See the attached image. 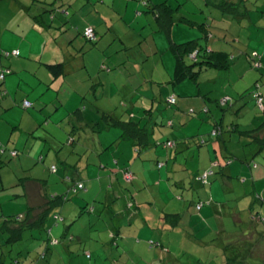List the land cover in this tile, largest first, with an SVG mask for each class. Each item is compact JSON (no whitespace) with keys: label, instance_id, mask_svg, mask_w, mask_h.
Here are the masks:
<instances>
[{"label":"rangeland","instance_id":"374dc122","mask_svg":"<svg viewBox=\"0 0 264 264\" xmlns=\"http://www.w3.org/2000/svg\"><path fill=\"white\" fill-rule=\"evenodd\" d=\"M60 1L68 7L70 14L66 17L68 21L64 24L65 27L62 28V32H60L58 36V44H62L61 46L65 49V52H68L70 54L69 56L73 58L70 60V67H75V65L77 66L85 61L89 70V72H87L88 70L86 69L83 71L84 67L81 69V78L74 83L75 89L78 91L73 94L74 96L71 98L70 105L75 102V95L80 97L77 102H80V99L87 95L83 105H85L87 109L90 108L93 110L92 114L95 118L102 121L103 126H100L101 130H117L121 132L122 130L119 127L107 126V122L103 117L104 113L112 114L116 118H121L123 115L125 116V111L122 113V109L123 106L130 104V102L127 103V101L130 99L131 95L127 92L128 90L123 87L121 88L120 84L127 83L128 75L130 76L129 78L134 77V83L141 84L143 76L141 75L138 66H141L142 69L147 71L154 70L155 77L159 80H164L166 76L170 75L169 69L171 71L174 69V53L172 52V49H170V46L165 45V41L163 42V40L160 39L161 33L159 32L162 29L160 28L159 22L154 18V14L149 11L150 8H148L147 12L142 11V9H146L143 5L144 0H92L90 3L87 2V0H78V3L80 4L79 8L83 6L82 10H73L70 8V2L74 3L76 0ZM180 1V3L183 4L180 6L181 9L174 13V18L176 22L179 18L180 22L186 24L180 25L184 32L183 38L191 36V32H195L196 34V31L201 33V37L204 38V30L201 29V26L207 24L211 31L207 42L214 44L213 46H215V49H217L216 47H219L220 50H225L230 53L231 67L229 69L223 70L212 67L205 69L204 67V70L201 72L197 81L186 79L180 84V86L183 89L185 88L184 90L189 92L190 95H194L193 97L184 99L183 103H181L183 111L182 115L184 116V120L189 123L187 131H190V129L196 130L200 124V128L198 129L200 130L199 134L207 141V143L199 146L204 149L210 146L212 147L211 151L215 153L213 145L214 143H219V139L216 136L211 135L212 122L215 121V119L218 121L224 120L226 123L236 120L237 118L241 119L243 121L237 120L240 123L239 127L241 129H253L264 119V114L256 104V99L252 92L256 89L257 83L263 85L264 91V0H245L244 3L246 4L248 11H246V14L243 17L238 18L234 17L227 9L222 10L221 7L215 6L210 0ZM212 1L218 2L220 0ZM9 2V0H2V5H8ZM33 2L35 3L33 9L36 10L41 4L36 0H32V3ZM174 4L178 3L176 2ZM44 5L46 6V4ZM9 7H11V3ZM90 9L92 10L90 11ZM185 10H191L188 16L192 18L191 20L194 23L183 21L181 17L185 15ZM2 14H7L4 8H2ZM19 15L23 16L24 14L19 11ZM251 16L253 20H251ZM20 18L21 17L17 15L16 19L20 20ZM46 18L50 20L48 16H46ZM59 18L65 20L63 17ZM88 22L98 27L100 37L96 43L87 40L79 32L88 24ZM58 23L59 22L56 21L54 25ZM187 25L188 28L186 27ZM15 27H19V25ZM193 29L194 31H191ZM188 30L191 32H188ZM139 31L143 32L141 33ZM52 33L56 34L57 31L51 29L50 32L46 31L43 35H39L40 38L45 39L44 41H41L42 44H36L30 39L23 40V36H18L20 40H23L19 42L23 53L22 56L31 55V59L28 61L30 65L29 67L32 71L36 72L37 77L41 79L50 80L51 76L44 65L38 64V56L41 54L43 61L56 62L60 61L63 51L59 45L55 46L53 43L51 37ZM155 36L158 37V41L156 42L157 45L156 43H153ZM27 42L32 45L27 44ZM57 49L59 53L57 52ZM81 50L84 52L83 60L81 58L76 59V52H80ZM252 51H258L262 55L261 59L263 65H261L260 69L252 66L251 63L244 58ZM33 56L34 59L32 58ZM170 60H172L171 64ZM103 61H106L108 64L109 68L106 70H101V63ZM133 64L135 65L136 74ZM99 73H102V78L105 84L101 83L102 78H100ZM26 77V81L29 82L28 93L32 98H35L37 94L43 90V84L36 83L38 79L32 73L30 76ZM12 80H14V78H12ZM79 82H81L80 86L83 87V89L78 85ZM113 86L121 88L118 93L114 94L115 97L111 94V88ZM66 89L67 93L71 96L73 93L72 87L67 86ZM66 89H64V91ZM104 90H106V92H102ZM200 90L202 91L203 96H198ZM227 94L233 98L234 103L232 106H228L229 104H227V106L222 109L218 104V100L222 97L225 98ZM205 106L211 108L212 112H206ZM17 107L19 109L14 108L13 110H8L10 116L20 117L23 115L22 111L24 112L25 109L20 105ZM193 108L195 113H188V111ZM164 109L167 114L168 109ZM169 114L172 119H174L173 114ZM181 119L182 118H180V121ZM247 119L248 122L244 123V120L246 121ZM182 125H184V123L179 122L177 132L182 131ZM8 131L9 130L6 126V132ZM171 131L172 128L166 127L164 130L166 135L162 134L159 139L161 140L163 137L164 139H167V135L170 134ZM80 133L81 130L79 129L76 137H78ZM86 134L84 133V137ZM224 135L229 136V133L225 132ZM236 135L239 134L232 133L231 136H235L234 138H236ZM61 137L63 143L62 146L69 148L65 146L64 139L66 138H64V136ZM229 138L227 137L226 140L227 143L231 145L235 141L231 143ZM251 147V144H247L243 148L239 146L235 149V152L238 157H242L241 155L243 153H247L251 163H258V167L253 169L259 174V177H256V174L254 173L255 180L258 181V183L254 184L252 180L242 182L241 179L237 178L236 174H234L233 181L230 179L228 180L229 183L226 182V177H216V180L212 183L213 188L211 195L212 197L214 196L213 201L210 200L211 203L207 204V206L215 204L221 215H228V219L227 221H223L222 217L216 216L215 214L213 217L209 218L212 222L221 220L222 224L214 225L215 228L210 227L211 232L213 233L210 236L205 235V239L200 238V241L204 243L202 246L204 247L203 250H198L194 243L186 241L183 236L185 235V232H188V234L192 236L191 234L194 232L190 229L198 225L195 221L196 219L192 218V216L195 215L192 208L190 210L189 208L192 201L199 198V196L203 197L206 192L210 191L208 185H206L208 187H199L198 183L194 181L193 184L189 182L188 185L184 187L180 184L177 185L175 180L170 179L171 175L167 177L164 173H161L160 175L163 176V181H168L171 186L172 193H169L167 199H165L168 200V203L171 201L169 204L163 200V195L165 197V193H167L168 190L165 184L159 185V177L157 181L156 179H153L152 184L145 185V182H143L142 186H139V183L141 182L138 181L131 186L130 184L123 185L126 188L130 187L129 189H131V192L138 196L136 202H134V207H130L127 212H138L137 206L142 202L141 205H143V212L145 213L149 210V203L147 206L144 202L149 199L154 200L156 203L151 201V208L153 214H155L157 222H159V218L162 219L163 216V220L171 225L173 233H171L170 230L169 234L173 235H169L168 241L165 239L167 242L165 241L164 243L165 245L170 246L172 255H174V258H177L179 261L174 262V264H264V152L253 156ZM253 147L257 148L256 146ZM154 148L156 150H160L157 148H166L170 151L174 150L173 147H163V145H158L157 143H155ZM47 149L48 146L46 147V150ZM57 160L58 157L53 153L51 161L57 162ZM134 161L135 160L132 158L131 166L134 165ZM234 161L240 168L245 165V162L242 164L243 160L237 159ZM114 163L119 166L116 162ZM35 171H37V169L33 172ZM61 171L63 170L61 169ZM44 177L48 178V175ZM16 187L19 186H14L11 190H14ZM49 187L50 186H48V189H50ZM240 187V191L234 190V188L237 189ZM161 190L163 195L161 194ZM49 191L53 190L50 189ZM0 192V195L4 197V199H2L3 201L13 198V196L8 195L7 191ZM14 192L15 191H13V193ZM82 192L83 190L77 195L79 198H81L80 194H83ZM112 193L114 192L112 191ZM21 197L25 198L23 195H21ZM71 200L64 211L61 209L62 215H65L66 212L75 208L73 205L76 203H73ZM202 201L207 200L202 198ZM91 202L94 203L93 200ZM172 204L174 205V209H170V205ZM80 205L81 203L76 205L77 209H75L77 214L80 210V207L78 209V206ZM192 206L194 207V204H192ZM244 208L246 211L241 212V217L243 219L242 221L239 222L238 220L237 222L238 212ZM6 211L7 210H4V207L0 208V214L6 213ZM15 213L16 212H13L12 214ZM174 213H178L180 217L173 215ZM166 214H171L169 216L173 219L172 222L168 220L169 217ZM93 215L94 213L90 214L84 212L80 217L81 221L77 222L79 224L76 223L77 225L72 228V231L78 233L75 231V227H82V224L85 225L86 222L90 223L89 217L91 216V219H93ZM138 216L139 218L136 225L141 226L145 224L144 220L141 219L142 214L139 213ZM71 217L65 218L60 225H57L52 231V236L61 235L65 226L69 224L68 222L71 220ZM94 218L97 219L96 216ZM104 220H108V217L106 216ZM156 220L153 223L158 227ZM130 224L129 219H127L126 226L129 227ZM137 227L138 226L134 225L133 229ZM85 228L86 227H83L82 232H79L80 236L91 237L88 232L89 229ZM166 229L163 230L165 231ZM196 235L201 237L203 233L199 232V234ZM27 236H31L30 233H27L26 237ZM40 236L47 238L48 234L47 232H42ZM95 237L96 236H94V238ZM96 239L99 240L98 238ZM33 240L34 239L32 238L26 240L23 239L21 241L23 242L22 244H15L14 247L31 246ZM110 244L111 242L102 245L98 251H95L92 259L88 258L84 253V250L87 248L83 245L77 246L76 243H72V245H74V250H76L75 255H69L68 252H65V250H63L64 245L55 246L54 260L52 264H95L96 260L98 261V264H167V261L164 262L160 258V249H157L162 247L150 250L149 253H140L132 250L125 251L123 249H118L113 252L112 247L109 246ZM120 245L122 246V244ZM103 249H106L107 255L108 252H110V254L113 252L115 257L112 259H105ZM8 253L7 256L9 258L15 255L14 252L10 253V255ZM36 255L37 250H34L31 256L35 257ZM227 257H231L235 261L232 262ZM169 264H173V262Z\"/></svg>","mask_w":264,"mask_h":264},{"label":"trees","instance_id":"16d2710c","mask_svg":"<svg viewBox=\"0 0 264 264\" xmlns=\"http://www.w3.org/2000/svg\"><path fill=\"white\" fill-rule=\"evenodd\" d=\"M16 1L21 4L19 11L23 12V16L19 15L18 10L15 9L14 11L12 6L9 7L11 2H9L8 5L2 6V8H4L9 15L14 14L21 17L19 24L21 25L20 28L29 30H26V34H29V39L32 40L33 32L37 34L35 31H38L39 27L45 29V33L46 31L50 32L52 29L57 31L56 34H51L53 43L55 46L59 45L58 36L60 32H62V28L65 27L64 24H66L67 21L62 19H57L54 21L55 15L53 14L55 13L54 10L52 12V9L59 10H57V15L62 13L61 15L67 17L69 14L68 7H65V9L62 10V7L59 5L60 0H36L41 5H39L38 8L34 10L33 6L35 3H32V0ZM89 1L92 2V0ZM210 1L213 2L215 6L221 7L222 10L227 9L234 17L237 18L243 17L246 14V11H248V8L244 3L245 0H220L218 2H214L212 0ZM44 4H46V6ZM143 5L146 9L150 8L149 10L154 14L155 19L159 22L160 28L167 35L170 49H172L175 57L174 69L171 72L169 71L170 75L166 76L164 80H159L155 77L154 70L147 71L142 69L141 66H138L140 73L143 76L141 84L134 83V77L129 78V75L127 76V83L120 84L121 88L123 87L124 89L128 90L127 92L130 93L131 99H133L135 102H139L141 105L136 108L137 112L132 106L127 104L122 109V113L125 111V116L123 115L121 118H116L112 114L105 113L103 116L104 119L108 121V124L119 127L122 130L121 139L130 141L138 153H140L146 147H153L155 143H157L158 145H163V147H173L175 150L174 152L176 153L175 158H177L178 154L181 153V146H185L190 143H196L198 145L207 143V141L200 134L186 135V133L182 131L177 132V129L179 128V122L184 123V125H182V130H184L183 128L187 122L185 120L180 121V119L179 122L174 121L176 114H182L183 112L181 108V102L186 98L194 96L187 94L188 92L184 90L185 88L183 89L180 84L186 79L197 81L201 75V72L204 70V67L205 69H208L209 67L223 70L229 69L231 67L229 56L230 53L225 50L209 48L207 39L209 38V33L211 31L209 30L207 24H205V26L204 24L201 26V29L204 30V32H202L205 35V39L203 37H198L181 43L173 41L170 33L172 25L174 24L173 15L179 10V5L174 7L168 1L150 5L148 0H144ZM49 10H51L50 13L47 12ZM0 11L2 12V9H0ZM46 16H48L50 20H48ZM184 18L185 17L182 19L185 20ZM188 20L189 19H186L185 21L189 23L193 22L192 20ZM56 21L59 23L54 25ZM88 28L93 29V37L86 35L85 32ZM5 30H7L6 26L0 22V35ZM79 32L87 40L93 43H96L100 37L98 27L92 24H87ZM26 34L24 36H26ZM27 44L30 43L27 42ZM61 45L59 46L63 49V51L60 61H43L41 54L37 60L38 64L44 65L48 71L49 75L51 76L50 80L41 79L37 77L36 72H32L29 70V68H26V63L29 64L28 61L31 59V56H22L21 49L19 50L18 48H15L12 50H6L0 48V105L2 102L6 101L8 96H10V93H8L10 91L7 88V81L8 76L14 75V79H16V86L13 87V90L19 95V101L16 104L22 106L25 109L24 112L22 111L23 115L19 117L18 121V118H15L16 120H14L12 117L8 116L7 109H9L10 105H5V108H0V121L6 123L7 129L10 132V135L7 136L5 141L0 138V191H7V193L12 192V187L19 186L14 190L18 189L20 192H15L14 196L24 195L26 194V190L30 188L37 189L35 190L36 193L40 194L39 204H28L27 208L23 212L19 214L11 213L8 215L4 213L0 214V218L2 219H0V264H52L54 260L55 246L64 245L63 250H65V252H68L69 255L76 254V250H74V245H72V243H76L77 246H85L87 249L84 250V253L88 258L92 259L95 253V251H92V248L98 246L97 243L106 241L107 243L111 242V244L114 246L117 245V239L120 237L114 230H112V222H115L113 218L109 216L108 220H104L105 216L103 217L101 213L104 211L106 206L111 210L113 217L119 216V213L114 211L112 207L111 199H113L112 197L114 194L112 192L110 193L109 191V193L102 194L104 195L102 198H98L95 194L90 196L88 195V198L82 199L81 205L78 206V209L80 207V210L77 214L76 205H79V203H76L73 201V199L78 197L77 195L81 190H83V192L86 190L85 181L75 178L71 171L75 170L77 163L70 162L68 158L65 157L50 165H46L44 162V156L40 155V152L36 148L39 147V145L45 146V144L48 147L50 146L51 148H55V145L58 144V142L63 144L62 141L57 137H54L55 140L53 141L52 137H43L37 135L38 132L36 131L35 127L32 130H29L22 125V120L27 117L29 112L32 110L41 112L43 110V107L38 104L40 97H37L34 101L29 98V82L24 79L25 76H30L32 73L37 77L38 80L36 83L43 84L44 87L42 95L49 91H53L55 92L54 94L58 96L59 92L62 91L61 88H54V84L58 80H60L59 83L63 85L62 88L66 89L67 86L72 87L73 93L71 96L69 95L70 98H68L70 101L73 94L78 91L75 89L74 83L80 80V71H82L81 69L84 67V71L85 69H88V67L86 66L85 61H83L82 64H78L77 66L75 65V67H70V60L73 58L69 56L70 54L68 52H65V49ZM15 51H18V53L15 54ZM83 53V50L76 52V59L81 58L83 60ZM261 56V53L258 51H252L248 53L246 57L252 66L260 69L261 65H263ZM32 58L34 59V56ZM14 59H16L18 62H21V64L22 61H25V65L22 70L15 69L13 66ZM8 61L9 63H7ZM108 68L107 62L103 61L101 63V70H106ZM133 68L136 74L134 64ZM99 74L101 77L102 73ZM252 92L256 99V104L264 114L263 85L261 83H257L256 89ZM66 94L68 93L66 92ZM198 96L203 95L199 93ZM259 99H261V101H259ZM25 101H29L30 105L25 106ZM80 102H82L81 99ZM233 103V98L228 94L225 98L222 97L220 100H218V104L222 107V109L223 107L227 106V104H229L228 106H232ZM48 104H51V102H48ZM82 107H79V109H77L75 112L74 110H68V115L66 118H64L66 119V122L61 125L63 129L65 127L69 128L65 144L70 146L69 148L71 150H74L76 144L80 143L78 142L79 135L76 137L80 128L76 121V112L82 110ZM164 108L168 109L167 114L165 113ZM205 110L208 113L212 112L211 108L206 106ZM132 112L134 113V116ZM170 112L173 114L174 119H172L170 116ZM188 113H195L194 108L190 109ZM237 120L238 118L226 123L224 120L218 121L215 119V121L212 122L211 135L216 136L219 139V143H214L218 145L215 146V153L213 152L212 156L214 159L211 160L208 167L202 169L195 176H193L195 182L200 185L199 187L210 185V179L216 174L221 175L220 173H222L223 176H227V179H230L231 181H233L234 174H236L237 178L241 179L242 182L252 180L254 184L258 183V181L255 180V174L256 177H259V174L253 170L254 168L256 169L258 167V163H251L247 153H243L241 155L242 157H238V155H236L235 149L239 146L243 148L247 144H251V152L253 156L255 154L257 155L258 153L264 152V119L253 129H241L239 127L240 123ZM56 123V125H60L59 122ZM94 124L96 126L98 123ZM166 127L172 128L171 133H174L171 135L172 139L168 137L167 139L160 140L159 138L162 134L166 135L164 133ZM225 132L229 133V136H225ZM232 133H237L239 135H236V138H234L235 136H231ZM23 137L26 139L25 142ZM227 137H230L229 139L231 143L234 141L235 142L231 145L228 144L226 140ZM16 141L17 143L19 141L20 145L17 144ZM55 141L56 143L54 144ZM253 146H256L257 148ZM237 159L243 160L242 164L245 162V165L240 168L234 161ZM169 161H171V158L163 161L158 160V168L167 165ZM68 167H70V169ZM35 169H37V171L33 172ZM61 169L63 171H61ZM121 169V171H123V182L125 184H130L131 186L136 178L135 171L130 166H125ZM128 173H131L130 178H128ZM46 175H48V178L44 177ZM48 186H50L49 188L53 191H49L50 189H48ZM40 187L43 189L42 192L41 190L39 192ZM109 190L111 189L109 188ZM129 191L131 192L130 189ZM201 197L202 196H199V198L195 199L197 201L196 207L198 210L206 204L211 203L210 200L202 201ZM70 200L73 201V203H76L73 205L76 209H71L66 212L65 215H62L61 209L64 211ZM92 200L94 203L91 202ZM126 201L127 208H133L135 205L134 202H136V195L131 192L129 199ZM84 212H88L90 214L94 213L98 220L94 218V215L93 219H91L90 216V223L86 222L85 225L82 224V227L76 226L75 231L78 233H74L72 228L79 224L77 222L81 221L80 217ZM166 215L169 217L168 220L172 222L173 219L169 216L171 214ZM173 215L180 217L179 214ZM69 217H71V220L68 222L69 224L65 226V229L61 235L52 236L53 229H55L57 225H60V223L65 220V218ZM83 227H86L85 229H89L88 232L92 238L89 236H80L79 232H82ZM106 231L108 232V235H102ZM42 232H47V238L40 236ZM27 233H30L31 236L26 237ZM193 234V237L196 240H200V238H202L196 235V232ZM94 236L96 237L94 238ZM30 238L34 239L31 246H18L17 248L14 247L15 244H22L23 242L21 241L23 239L26 240ZM151 245L162 246L160 241L153 240L151 241ZM34 250H37V255L35 257L31 256ZM12 252H14L15 255L9 258L7 253L10 255ZM227 258L232 262L235 261L231 257Z\"/></svg>","mask_w":264,"mask_h":264},{"label":"crops","instance_id":"0c3cea01","mask_svg":"<svg viewBox=\"0 0 264 264\" xmlns=\"http://www.w3.org/2000/svg\"><path fill=\"white\" fill-rule=\"evenodd\" d=\"M148 1H149L150 5L158 4V3H161L163 1H168L174 7L179 5V9H181L180 6L183 4V3H180L181 2L180 0H176V1L174 0V2H173V0H148ZM232 1H234V0H232ZM0 2H1V0H0ZM10 2H11V6L14 8V11H15V9L19 11L21 4H19L16 0L10 1ZM87 2L90 3L89 0H87ZM176 2L178 4H174ZM1 4H2V2H1ZM1 4H0V9H2V6H3ZM59 5L62 7L61 8L62 10L65 9V7H66V5H64L62 3V1L59 2ZM79 5L80 4L78 3V0H76L74 3L70 2V6H71L70 8H72L73 10H76V9L82 10L83 6L81 8H79ZM53 10L55 13V14H53V15H55L54 21L57 19H60L59 17H63L66 21H68V19L64 15H61L62 13L57 15L58 9H52V12H53ZM91 10L92 9H90V11ZM142 11L147 12L148 9H145V10L142 9ZM47 12L50 13L51 10H49ZM190 12H191V10H185V12H184L185 15H183L181 18L185 17L184 18L185 20L186 19L191 20L192 18H190L188 16V14ZM69 14H70V12H69ZM16 17H17V15H14V14L9 15L8 13L3 15L2 12L0 11V22H2L6 26V29H7L3 33H1V35H0V48L6 49V50H12V49L18 48L20 50L21 46L19 45V42L23 41L27 38L29 40V34H26V32L29 30L20 28L21 27L19 25L20 20H17ZM173 17H174V15H173ZM185 20H183V21H185ZM251 20H253L252 16H251ZM88 24H90V23L88 22ZM181 24H185V23L180 22L179 18L176 22V20L174 18V24L172 25L171 33H170V36L172 37L173 41H175L177 43H181L184 41L186 42L187 40L189 41L190 39H195V38L201 37V33L197 32V31H196V34H195V32H191V31H194V29H193L191 31L188 30V32L192 33L191 36L183 38L184 32L180 27ZM17 25H19V27H15ZM186 27L188 28V25ZM187 28H184V29H187ZM35 32H37V34L34 33V35L32 36V40L31 39L30 40L36 44H42L41 41H44L45 39L40 38L39 35H43L45 33V29H42L41 27H39L38 31H35ZM140 32L142 33L143 31H140ZM188 32H186V33H188ZM159 33H161L160 39L163 40V42L165 41V45H169L168 38L164 34V31L161 30ZM25 34H26V36H24ZM18 36H23L24 39L20 40ZM157 41H158V37L155 36L153 43H156ZM156 45H157V43H156ZM210 45H211V47H210ZM213 45L214 44H212V43H208V46L210 49H212V48L215 49L214 48L215 46H213ZM216 48L220 49L219 47H216ZM0 51H1V49H0ZM21 53H22V50H21ZM243 54H240V55H243ZM244 58L247 59L246 56ZM7 63H9V61ZM171 63H172V60H170V64ZM13 64H14L13 66L15 67V69L22 70L24 68L25 61H22V64H21V62H18L16 59H14ZM26 66H25L26 68H29V70L32 71V69H30V67H29L30 65L28 63H26ZM86 70H88V69H86ZM169 71L171 72L170 69H169ZM32 72H34V71H32ZM87 72H89V70ZM80 73H82V72L80 71ZM10 77L14 78L15 76L14 75L8 76L7 88L10 91V92H8V93H10V96H8L6 101L2 102L0 105V108L4 107L5 105H10L9 109H7V110H10V109L13 110L14 108H18L17 107L18 105L16 103H18V101H19V99H18L19 95L17 93H15V91L13 90V87L16 86V79L12 80V78H10ZM146 77H147V75H146ZM100 78H102V76ZM24 79L27 80V77L25 76ZM59 81L60 80L56 81V83L54 84V88L57 87V88H61V90H62L61 92H59L58 96L55 95L54 94L55 92H53V91H49L46 94L42 95V92L44 90V87H43V90L39 94H37V96L35 98H32L31 96L29 97L33 101L36 100L37 97H40L38 100V104L43 107V110L41 112H38L36 110H32L31 112H29V114H27V117L24 120H22V125L25 126L29 130H32L35 127L36 131L38 132L37 135H40L43 137L44 136L52 137L53 141L55 140L54 137L60 138V140H61L62 139L61 136H64V138H66L64 140L66 141L67 140L66 136H68L67 134H68L69 128H66V127L64 129L62 128L61 125H63L66 122L65 121L66 119H64V118L67 117L68 112H69L68 110H74V112H75L77 109H79V107L83 106L82 110L76 112V121L78 123V126L80 127L79 129L81 130V133L79 134V138H78V142H80V143L76 144L74 150H71L70 148L63 147L62 146L63 144H61L58 141H57L58 144L55 145V148H51L49 146L47 150H46V147H47L46 144H45V146L39 145V147H37L36 149L40 152V155L44 156L45 164L50 165V164L54 163V161H51L53 153L58 157V160L66 157V158H68V160L70 162H76L77 163L75 170H71V171H72L75 178L82 179L85 181L86 190H84L83 194H80L81 198H79V196H78V197H75L73 199V201H75L76 203H81L82 199L88 198V195L90 196V195L95 194V195H97L98 198H102L104 196L102 194L109 193V191H110V193L112 191L114 192L113 193L114 195L112 197L114 199V201H113V199H111L112 207H113L114 211H117L119 213V216L113 217L111 210L109 208H107L106 206L104 208V211L101 212L103 217L107 216L109 218V216H110L113 218V220L115 222H112V225H111L113 228L112 230H114L118 234V236H120V237H118L119 239H117V245H114V246L112 244L109 245L110 247H112L113 252L118 250V249H123L125 251L132 250V251H136V252H140V253H142V252L143 253H149L150 250H153L157 247H162V248H157V249H160L159 250L161 253L160 258L164 262L167 261V264H169L171 262H173V264H174V262H177L178 259L174 258V255H172V252L170 250V246L165 245V243H164L166 241L165 239H167V241H168L169 235H173V234H169L170 230H171V233H173V229L171 228V225H169L166 221L163 220L164 219L163 216H162V219L159 218L160 221L157 222L155 214H153L152 208H151L152 207L151 203L152 202L156 203L154 200L149 199V200H146L144 202V204H146L147 206L149 203V210L146 211L145 213L143 212V207H142L143 205H141L142 202L139 203L137 206L138 212H127L128 208L126 205V202H127L126 200L129 199L131 192L129 191V188H126L123 186L125 183L123 182V179H122L123 178V171H121L122 170L121 168H124L125 166L126 167L130 166L135 171L136 178H135V181L133 182V185H134V183H136L138 181L141 182V183H139V186H142L143 182H145V185L152 184L153 179H156V181H157V179L159 177L160 178L158 180L159 185L165 184L166 188L168 190V192L165 193L166 194L165 197H164L162 190H161V194L163 195V200H165V199H167V195L169 193H172V190L170 188L171 186H170L169 182L168 181L164 182L163 176L160 174L164 173L167 177H169V175H171L170 179L175 180L176 184H178V185L180 184L181 186H184V187L187 186L189 182L191 184L194 183L195 180L193 179V176H195L202 169H205L206 167H208L211 160L214 159V157H212L213 156V151H211L212 147L208 146L206 149H204V148H201V146H199L196 143H190L188 145L180 147L181 153L178 154L177 158H175V156H176V153L174 152L175 150L170 151L166 148H157L160 150H156L154 148V146L153 147H150V146L146 147L140 153H138L134 149V147L130 141L126 142V140L121 139L122 131L119 132L117 130H104V131L101 130L100 126H103L102 121L95 118V116L92 114L93 110H91L90 108L87 109V107L85 105H83L85 103V98L87 97V95H86V97L81 98L82 102H80V103L76 102V100L78 101V98H80V97H77L75 95L76 100H75L74 104L70 105V102H69L70 100L68 99V98H70V96H69V94L67 96V94H66L67 90L64 91V88H62L63 85L60 84ZM81 82L78 83L79 86H80ZM101 83L105 84L103 78L101 79ZM105 87H106V85H105ZM80 88L83 89V87H81V86H80ZM120 90H121V88H117L116 86H113L111 88V91H112L111 94L114 96V94L118 93ZM102 92H106V90H104ZM199 93L201 95L203 94L201 90L199 91ZM187 94H190V93L188 92ZM117 99H119V98H117ZM130 99H131V97H130ZM130 99H128V101H127V103L130 102V104H128V105L132 106L133 109H135V111L137 112L136 108H138V106H141V105L139 104V102H135V101H133V99H131V100ZM48 102H51V104H48ZM114 102H116V101H114ZM181 103H183V101ZM73 108H75V109H73ZM137 114H139V113H137ZM8 116L12 117V119H14V120H16L15 118H18L17 120L19 121V117L10 116L9 113H8ZM133 116H134V113H133ZM182 116H183L182 114L177 113L174 121L177 122V121H179L180 118H182L181 121H184V116L183 117ZM105 121L107 122L106 123L107 126H111L110 124H108L107 120H105ZM238 121H243V120L238 119ZM56 122H59L60 125L59 124L56 125L57 124ZM245 122H248V119L246 121L244 120V123ZM13 123H15V122H13ZM94 123H98L97 124L98 127H97V125L94 126ZM188 124L189 123L186 122V125L183 128L184 130H182V132L186 133V135H195V134L200 133V130H198L200 128V124L198 125L196 130L190 129V131H187L188 130L187 129ZM111 127H116V126H111ZM84 133L85 134L87 133L85 137H84ZM172 134H174V133L168 134L167 137H170L172 139V136H171ZM9 135H10V132L9 131L6 132V123L0 121V138L3 141H5L7 136H9ZM11 136H12V133H11ZM23 138H24V142H25L26 139H25V137H23ZM163 139H164V137H163ZM19 141H20V139H19ZM19 141H18V143L16 141V143L20 145ZM55 143H56V141L54 142V144ZM21 144H22V141H21ZM215 145H218V144L213 145L214 150L216 149ZM65 146L70 147L66 144H65ZM82 152H84V153H82ZM132 158L135 160L133 166H131ZM169 158H171V161H169L167 163V165H165L161 168H158V166H157L158 160L163 161V160H166ZM114 162H116L119 166L115 165ZM68 168L70 169V167H68ZM220 174L221 175L216 174L214 177H212L210 179L211 184L208 185L210 191L206 192V194L203 197H201V199L202 198L203 199L205 198L206 200H212L213 199L214 196L212 197V195H211L212 188H213L212 183L216 180L217 176L226 177V182L229 183V181H228L229 179H227V176H223L222 173H220ZM208 186H206V187H208ZM109 188L111 190H109ZM35 190H37V189L30 188V189L26 190V194L23 195V196H25V198L24 197L22 198L19 195L14 196L15 192H17V191L20 192L18 189L14 190L15 191L14 193H13V190H11L12 192H8V195L13 196V198H10V200L7 199V200L3 201L2 199H4V197L0 196L1 208L4 207V210H7L6 213H4V214L8 215V214H11L13 212H16L17 214H19V213L25 211L28 204H31V203L32 204H39V202H40V196L39 195L40 194L36 193ZM40 190L42 192L43 189L40 187L39 192H40ZM234 190L240 191L241 187L237 188V189L234 188ZM137 197L138 196H136V199H137ZM210 198H212V199H210ZM165 201L168 203V200H165ZM196 202H197L196 200L192 201L189 210L192 208V210L195 214L192 216V218L196 219L195 221H196V223H198V225L196 227H192L190 230H192V232H196V234H199V232L203 233V235H201V237H202L201 239H205L206 238V237H204L205 235L210 236L213 233V232H211L210 227L215 228V226L217 224H222L221 220H218L217 222H212V220L209 218L213 217V215L215 214L216 216L222 217L223 221H227L228 215L227 216L221 215V213L218 211L215 204H213L212 206H207V204H206L205 206H203L201 209L198 210L197 207H195ZM169 203H171V201ZM192 204H194V207L192 206ZM167 206H169V205H167ZM170 209H174L173 204L170 205ZM245 211H246L245 208L242 210H239L237 222H238V220H239V222L242 221L243 218L241 217V212H245ZM139 213L142 214L141 219L144 220L146 226H145V224H143L141 226L136 225V222L139 218V216H138ZM227 214H229V213H227ZM127 219H129V221L131 223L129 227L126 226ZM155 220H156V223L158 224V227H156L153 223V222H155ZM134 225L138 226V227L133 229ZM163 229H166V230L164 231ZM107 233L108 232L106 231L102 235L105 234V236H107L108 235ZM191 235L193 236V234H191ZM192 236H190L188 234V232H185V235L183 237L186 241L194 243L198 250H203L204 247H202V246L204 245V243L200 240L197 241ZM165 237H167V238H165ZM152 240L153 241H160L162 246L151 245ZM169 242H171V241H169ZM104 244H108V243L106 241L97 243L98 246L92 248V251H96V250L100 249L102 247V245H104ZM120 244H122V246ZM113 252L111 254H110V252H108V255H107L106 249H103L105 259H112L113 257H115V254ZM95 264H98L97 260L95 261Z\"/></svg>","mask_w":264,"mask_h":264},{"label":"built area","instance_id":"2783aa9c","mask_svg":"<svg viewBox=\"0 0 264 264\" xmlns=\"http://www.w3.org/2000/svg\"><path fill=\"white\" fill-rule=\"evenodd\" d=\"M86 35L87 36H89V37H93L94 35H93V29L92 28H88L87 30H86ZM16 53H18V51H15V54ZM259 101H261V99H259ZM261 103V102H260ZM25 106H29L30 105V102L29 101H25ZM128 175V178H130L131 177V173H128L127 174Z\"/></svg>","mask_w":264,"mask_h":264}]
</instances>
